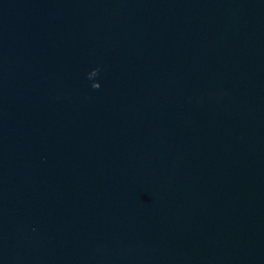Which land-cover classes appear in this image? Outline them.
I'll return each mask as SVG.
<instances>
[{
	"label": "water",
	"instance_id": "water-1",
	"mask_svg": "<svg viewBox=\"0 0 264 264\" xmlns=\"http://www.w3.org/2000/svg\"><path fill=\"white\" fill-rule=\"evenodd\" d=\"M0 264H264V0H0Z\"/></svg>",
	"mask_w": 264,
	"mask_h": 264
},
{
	"label": "clouds",
	"instance_id": "clouds-1",
	"mask_svg": "<svg viewBox=\"0 0 264 264\" xmlns=\"http://www.w3.org/2000/svg\"><path fill=\"white\" fill-rule=\"evenodd\" d=\"M99 70V69H98ZM93 88H99V87H96V86H92Z\"/></svg>",
	"mask_w": 264,
	"mask_h": 264
}]
</instances>
